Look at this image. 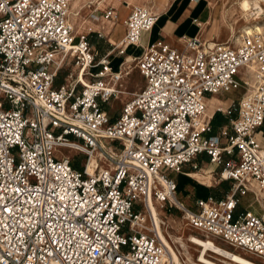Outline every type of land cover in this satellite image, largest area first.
Masks as SVG:
<instances>
[{
    "label": "built area",
    "instance_id": "1",
    "mask_svg": "<svg viewBox=\"0 0 264 264\" xmlns=\"http://www.w3.org/2000/svg\"><path fill=\"white\" fill-rule=\"evenodd\" d=\"M69 1L0 0V264H186L162 258L148 201L164 214L175 207L190 228L264 258V217L234 213L248 179L264 191L255 137L264 127V33L243 31L235 45L210 47L193 37L179 48L157 38L134 58L125 48L156 15L131 6L118 45L98 55L87 40L92 31L72 34ZM94 11L115 17L110 5ZM68 51L73 77L56 84L54 55ZM110 54L134 61L142 80L112 118L102 104L120 93L127 71L123 62L112 70ZM252 63L254 90L226 99L199 123L205 99L237 91L246 83L239 69ZM214 112L227 120L216 132ZM95 150L101 165L87 173ZM201 156L230 187L218 199L187 204L171 174L199 169Z\"/></svg>",
    "mask_w": 264,
    "mask_h": 264
},
{
    "label": "rangeland",
    "instance_id": "2",
    "mask_svg": "<svg viewBox=\"0 0 264 264\" xmlns=\"http://www.w3.org/2000/svg\"><path fill=\"white\" fill-rule=\"evenodd\" d=\"M196 1V0H195ZM198 1V0H197ZM243 1H248L250 4H253L256 2L258 6L261 9V12L259 14H256V11L254 15L248 14L247 16L244 15V12L241 10L240 3ZM192 2V0H81L80 5L78 6V14L81 19L87 20L89 18L88 14L90 9H95L96 7L98 9L104 8L106 5H110L112 7H119V12L122 14L123 10L128 9L131 6H146L150 10H152L157 16H158V22L155 25L154 29L150 32V35L154 34V31L156 30V27L159 25L161 21L164 20L166 17L171 18H179L178 20H181L183 16H185L189 11L190 8L188 6V3ZM125 3V4H122ZM194 3L195 9L193 10V13H202L205 12V14H208L210 17V23L207 25V33L206 36L204 35L206 30V24L199 23V27H197L196 35L193 36L196 40L200 42V44H203L204 46H208L210 43L215 42H221L225 45H235L242 34L243 31H253L258 33H264V0H200L199 3ZM125 6H128L126 8ZM95 15L99 16L101 15L99 11H93ZM207 12V13H206ZM84 22V21H82ZM86 25L88 24L85 21ZM98 24H102L103 27H110L113 25L110 22L101 21ZM85 25V26H86ZM84 26V30H87ZM104 33H108L105 31L104 28H102ZM110 30V29H109ZM82 31H77V33ZM91 34V35H90ZM100 32H90L88 36L90 35V39L92 37H96L98 39V43L93 45L94 50L99 55L104 52L105 49L110 48V43L108 41H111L113 44L118 45L119 40H113L112 35L114 34L112 32V35L110 37H105L103 35H100ZM95 35V36H94ZM149 35V34H148ZM101 36V37H100ZM146 35L142 36V43L146 39ZM108 39V41H107ZM179 42L183 44V40L181 38L177 39ZM137 56H134L136 58ZM125 60L124 62H126ZM124 62L121 63L124 65ZM120 64V65H121ZM126 71L127 75H122L123 78L120 83V88L117 89L120 91L118 93V100H124L132 93L136 92L138 87L142 84V80L140 75L138 74V71L136 70L134 61H128L126 63ZM63 70H59L57 72L56 76V84H60L65 80L69 84L71 82V79L73 77V70H74V63L73 60L70 58L66 59V64L63 66ZM256 67V66H254ZM241 71H245L244 68L240 69ZM239 70V76L246 82L247 75L240 74ZM129 83V84H128ZM128 85V86H127ZM256 86V85H255ZM125 87H128L127 89ZM133 88L134 90L130 93L128 92V89ZM246 89L247 93V84H243L237 91L233 92H226L225 98L231 99L232 97L237 99L239 98L240 94L243 93ZM215 97H219L222 101V97L220 95H214L209 97L212 98V100L215 101ZM209 99H206L205 104L207 110V101ZM228 100H226V103ZM216 104V103H215ZM112 109V105H109V110ZM62 152L65 153V149H61ZM101 156L98 155V159ZM199 168L207 169L208 171L211 170V173L215 176V169L212 170L213 165L212 164H201ZM198 170V169H196ZM90 173L91 170H88ZM200 174V173H198ZM178 178V177H177ZM216 179L212 181V184ZM224 183V184H222ZM222 184V185H221ZM230 183L229 182H220L219 187H209L211 190H215V192L219 190H225L224 188H229ZM180 199V198H179ZM157 209L161 212L160 213V221H161V228L162 225L165 227V231L168 233L170 240H171V246L176 252H179L178 255H180L181 260L184 261L186 264H189L191 261L195 262L199 255V248L195 247L193 244L189 242V238L191 236H197L199 238H206L207 236H204L200 233H198L196 230H192L189 226H185L186 222L183 218V214L180 210H178L175 207H170L168 210L165 211V217L163 218L164 212L161 210V208L158 206V204H155ZM257 207V205L255 206ZM163 223V224H162ZM163 227V229H164ZM210 238V237H209ZM217 246L227 249L232 252H236L239 255L249 259L254 260L255 262H258L260 264H264V261L259 259L258 257H255L256 255L252 253H247L244 250H241L239 248L230 247L229 245L225 244L221 240L213 239ZM183 245H182V244ZM209 255L213 259H209L213 262H216L218 264H222L220 262H224L227 264H231L229 261L219 258L215 255ZM256 258V259H255ZM218 260V261H217Z\"/></svg>",
    "mask_w": 264,
    "mask_h": 264
},
{
    "label": "crops",
    "instance_id": "3",
    "mask_svg": "<svg viewBox=\"0 0 264 264\" xmlns=\"http://www.w3.org/2000/svg\"><path fill=\"white\" fill-rule=\"evenodd\" d=\"M200 0H192V2L188 3V6L190 8V11L183 16L181 20H178L179 18H171V17H166L164 18L163 21L159 23V25L156 27V30L154 31L153 35H148L146 32L141 35L140 38V51L144 49V47L154 41L157 38L162 39L163 41L167 42L173 47H181L182 43L179 42L177 39L181 38L186 39V38H192L194 35H196V29L199 27V23L206 24V30L204 35L206 36L207 33V25L210 23V17L208 14H205V12L202 13H193V10L195 9L194 3H199ZM70 10V9H69ZM92 9H90V12ZM128 12V9L123 10L122 14L119 12V7H115V15H116V20L115 23L111 26L110 30L108 33H104L102 28V24H98L99 22H93L88 18L87 21V26L85 30L87 31H96L100 32V35H103L105 37H110L112 35V32L114 33L112 35L113 40H119L123 33H124V27H123V20ZM207 13V12H206ZM88 14V15H89ZM119 16V17H118ZM106 22V21H105ZM93 26H100V29H93ZM150 34V33H149ZM146 35L145 41L142 43V36ZM95 36V35H94ZM97 37V35H96ZM96 37H92L90 43L92 45H95L98 43V39ZM101 37V36H100ZM108 41V39H107ZM108 43L113 44L111 41H108ZM109 44V45H110ZM108 49V48H107ZM105 49V50H107ZM104 50V51H105ZM138 49L134 46H127L125 48V55L127 56H138L140 53ZM103 53V51H102ZM100 53V54H102ZM123 56H118L115 54H110L109 55V62L112 70H116L119 67V64L121 62H124L122 59ZM128 61L124 62L127 63ZM123 78V77H122ZM129 84V83H128ZM128 86V85H127ZM126 89L128 87H125ZM134 89H128V92H132ZM137 90V89H136ZM119 94H116L118 97ZM117 97L109 100L105 104H102V109L105 111V113L110 116L111 118L114 117L117 114V110L120 106V102L122 100H118ZM215 97V101H216ZM209 100L213 101L212 98ZM223 99V101H225ZM222 101V102H223ZM224 103V102H223ZM109 105H112V109L109 110ZM216 108H222V107H216V104L214 102V105H208L207 111L211 114ZM210 116V115H209ZM216 124H214V127H212V132H216V130L225 125L227 120H215ZM255 137L259 144L262 146L261 150L264 151V127L260 129V132H257L255 134ZM200 160L202 161L201 164H206V157L201 156ZM200 164V166H201ZM213 170V168H212ZM183 173H173L171 174L172 177L175 180L176 184V196L180 198L184 203H190L194 197H207L211 196L214 199H218L222 197L226 192L228 191V188H224L225 190H219L215 192V190H211L209 187H219V183L222 182H217L215 181L214 184H212V181L214 180V176L211 173V170L208 171L207 169H202L199 168L198 170H190L187 167H183ZM193 173V174H192ZM196 173V174H195ZM200 173V174H198ZM198 175V176H197ZM178 177V178H177ZM227 182V181H223ZM224 184V183H222ZM221 184V185H222ZM263 193V192H262ZM264 194V193H263ZM257 205V207H255ZM249 210L255 215H262L264 217V197H260L259 194H257L252 188H249L247 192H245L243 195L239 196L238 202L236 204V207L234 209V213L237 214L238 212L242 210Z\"/></svg>",
    "mask_w": 264,
    "mask_h": 264
},
{
    "label": "bare ground",
    "instance_id": "4",
    "mask_svg": "<svg viewBox=\"0 0 264 264\" xmlns=\"http://www.w3.org/2000/svg\"><path fill=\"white\" fill-rule=\"evenodd\" d=\"M80 1L81 0H70L69 4H68V8H67V20H68V22H69V24L71 26L73 35L78 34L77 31H83L84 30V26L86 25V23H85L86 20L81 19L79 14H78V12H77L78 6L80 5ZM125 7L128 8V6H125ZM144 7L147 8L146 6H144ZM240 7H241V10L244 12L245 16H247L250 13H251V15H254L255 14L253 12L254 10L256 11V14H259V12H261V9H260V7L258 6V4L256 2H254L253 4H250L248 1H243V2L240 3ZM95 9H97V7ZM95 9H93L90 12V14L88 15L90 20H92L93 22H99L101 20H104V21L110 22L112 24L115 23L116 15H115L113 20L105 19L103 17L94 15L92 12ZM82 21H84V22H82ZM157 22H158V16L156 15L154 23L152 24L150 29L146 32L147 34H149L154 29V27L157 24ZM99 27L98 26H93V29H100ZM104 29H105L106 32H108L110 27L109 28L108 27H104ZM212 44L213 43H210L209 47ZM132 46L136 47L138 49V51H140V48H141L140 41L137 42L136 44L132 45ZM67 58H70L71 60H73V54H72L71 51L70 52L69 51L68 52H64V53H59V54H55L54 55V60L60 66V68H61L60 70H63V68H64L63 66L66 64V59ZM126 66H127L126 63H124V67L125 68H126ZM254 66L255 65L252 63V64H249L246 67H242V68H244L245 71H241L240 69H242V68L239 69L241 71L240 74L247 75V77H246L247 93L246 94H248L250 91H253L254 88H255V85H256V80H257L256 67H254ZM238 73H239V71H238ZM64 84L68 85L66 80H65ZM214 95H219V94H212L211 96H214ZM211 96H209V97H211ZM209 97H207L206 99H209ZM206 99H205V101H206ZM215 103H216V107H222L223 106V102H222V100L219 97L216 98V102ZM207 105H214V102L211 101V100H208L207 101ZM205 108H206V104H205ZM205 108H204L201 116L199 117V120H198L199 123L204 121L206 119V117L208 118L209 115H210V113L207 110L205 111ZM260 153L264 154V151H262L260 149ZM98 155H100L99 151L95 150V151L92 152V154L86 160L87 161L86 162V172L87 173H89L88 170H91L90 173H92L98 167H100V165H101V163H100L101 157L98 159ZM247 182H248V187L254 188V190L256 191L257 194L260 195V197H264V194H263L264 191L259 190V189L256 188L255 181H253L252 179H248ZM148 206H149L150 214L153 216V219L155 221V226H156V229H157V233H158L160 239L163 241V243L165 245V250H164V252L162 254V258L163 259L172 258V260L174 262H176V263L181 262L182 261L181 257H180V255H178L179 252H176L173 249V247L171 246V240H170V237H169L168 233L165 231L164 225H162V228H161V221H160V218H159L161 212L157 209V207L155 206V204H153L152 201H148ZM163 218L164 219L167 218V217H165V214H164ZM185 226H186V224H185ZM163 227H164V229H163ZM192 230H195V229H192ZM196 231L198 233L204 235V236H207V237L206 238H199L197 236H191L189 238V242L191 244H193L195 247L199 248V255H198L197 259L195 260V262L191 261L189 264H218L216 262H213V261L209 260V259H213L209 255V253L211 255L213 254V255H215V256H217L219 258L225 259V260L229 261L231 264H260L258 262H255L254 260H249V259L239 255L236 252H232V251H229L227 249H224V248H221V247L217 246L215 241L213 240V239L217 240L216 237L210 236V235L205 234V233H201L198 230H196ZM230 247H232V246H230ZM234 249H235V247H234ZM247 253L250 254L251 252H247ZM255 257H258L259 259L264 261V258H261V257H259L257 255ZM220 263L227 264V263H224L223 261L220 262Z\"/></svg>",
    "mask_w": 264,
    "mask_h": 264
},
{
    "label": "trees",
    "instance_id": "5",
    "mask_svg": "<svg viewBox=\"0 0 264 264\" xmlns=\"http://www.w3.org/2000/svg\"><path fill=\"white\" fill-rule=\"evenodd\" d=\"M91 35V34H90ZM90 35L87 36V40L90 42L91 39H90ZM215 120H226V117H224L221 113L219 112H214L211 119H210V126H211V129L212 127H214V124H216Z\"/></svg>",
    "mask_w": 264,
    "mask_h": 264
}]
</instances>
